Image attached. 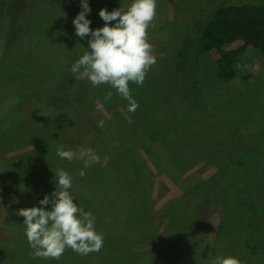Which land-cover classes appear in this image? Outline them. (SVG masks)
I'll return each mask as SVG.
<instances>
[{"label": "rangeland", "instance_id": "obj_1", "mask_svg": "<svg viewBox=\"0 0 264 264\" xmlns=\"http://www.w3.org/2000/svg\"><path fill=\"white\" fill-rule=\"evenodd\" d=\"M260 1L157 0L156 17L147 30L156 63L142 86L129 84L139 105L134 112L157 107L162 116L164 127L153 142L135 126L134 112L114 89L94 87L71 71L89 39L77 37L72 24L82 11L80 0H0V264H11L14 259L9 255L25 240L24 218L16 212L39 206L49 182V189L54 186L57 169L73 177L71 194L78 206L93 214L96 231L117 237L120 242L113 249L133 258L132 264H213L217 256L242 258L237 251L246 231L239 232L243 235L236 241L239 247L234 245L231 214L216 198L219 184L225 182L222 175H216L218 183L214 178L220 160L182 152L190 153L194 144L203 147L205 139L189 134L195 121L200 127L211 123L205 131L216 147L213 152L228 150L230 129L264 136V58L246 55L240 68L252 78L244 84L234 81L233 87L222 85L211 67L217 55L203 52L199 33L220 6ZM87 2L91 12L86 18L96 29L104 26L99 10L123 8L131 0ZM52 18L64 21V30L70 28L57 50L52 48L56 34ZM241 45L236 42L227 49ZM98 88L105 89L103 94L96 93ZM34 95L40 97L38 103L24 106V97ZM223 99L229 101L228 111ZM214 111V119L224 125L221 131L210 120ZM60 145L77 155L91 149L99 162L84 169L81 177L83 161L60 159L56 155ZM256 160L251 155L249 163ZM106 167L110 177L95 174ZM136 179L142 183L137 195L130 187ZM259 204L250 207L251 215L262 211L264 202ZM27 251L29 246L23 248ZM93 255L80 264H119ZM238 260L264 264V252Z\"/></svg>", "mask_w": 264, "mask_h": 264}, {"label": "trees", "instance_id": "obj_2", "mask_svg": "<svg viewBox=\"0 0 264 264\" xmlns=\"http://www.w3.org/2000/svg\"><path fill=\"white\" fill-rule=\"evenodd\" d=\"M62 22L58 18H52V25L55 27L56 31L55 36L52 38L54 42V47L52 48L56 50L58 49L57 47L60 46V42L64 43L67 40V33L68 31L70 32L68 25L65 26L64 30L63 25L65 24ZM59 24H61V26ZM57 25L60 26V28ZM199 33L203 52L215 53L217 55L211 62L215 79L219 80L222 85H231L232 87V82L234 81H238L239 84L246 83L252 78V75L240 68V65L243 64L242 61L244 57L251 54L264 58V0L250 5L220 6L214 12L213 16L201 26ZM236 42L242 43L239 49H227V47ZM25 58H27L26 54ZM176 79V75L172 73L170 80L174 81ZM164 80H166V78ZM159 82H161V80ZM171 84L172 83L169 82L168 85ZM105 86L106 85H104V87ZM236 86L239 85L236 84L234 88ZM91 91H94V88L90 89L88 92V98ZM103 91H105L104 88H98L96 93L103 94ZM161 96L163 97L164 95L161 94ZM24 99V106L32 108V106L38 103L40 97L34 95L29 96V98L24 97ZM227 100L228 99H223L222 102L226 104V109L228 111L227 104L229 101ZM26 107L24 108L27 110ZM19 110H21L20 104L18 106V111ZM214 113L215 111L210 114V120L212 121L215 120ZM161 117L157 107L143 108L131 115L135 126L142 129L148 137H151L150 139L153 142L156 141L155 137L162 132L164 127V121ZM215 122L212 123L218 128L219 124L216 120ZM198 123L199 122L195 121L192 124L189 134L197 140L205 139L203 147L194 144L190 153H188L187 150L182 153H192L194 156L207 155L209 156L208 158L214 155L220 160L221 165L217 173H215L214 178H216L215 181L218 183L220 179H218L216 175H222L225 177V182L221 181L219 184V193L221 196L216 193V198L222 201L226 213L228 211L231 214V218L229 217V219L232 220L235 228L231 236L236 243L234 245L238 246L237 242L240 241L238 236L243 237L239 232L246 231L245 238L241 240L242 245L237 251L239 255L243 254V256L242 258H237L243 259L245 255L249 254L253 256L259 255L261 251L264 252V208L258 213L259 215L253 216L251 215L250 207L255 204L260 205L259 203L264 202V136L245 135L235 129H230V134L226 138L228 142L225 147V149L228 150L226 152L221 151V153L220 151L213 152L212 149H216V147L211 144V134L208 133V131L206 134L205 131L206 125L211 123L206 122L202 127H200ZM223 126L224 125L221 123L218 130L221 131ZM180 136L178 140L182 142L184 137L183 135ZM249 137H251V139ZM167 138H170V136H167ZM251 155L257 159L255 163H249ZM7 160L12 161L11 158ZM211 160L215 163L214 159ZM100 169H98L95 174L110 177L111 174L107 167ZM220 169L222 171H220ZM111 172H113V170H111ZM54 175L53 173L52 176ZM51 183L52 181L46 186L48 189L47 194H50L54 190V186L52 189H49ZM138 183L139 180L137 179L132 182L130 186L132 187V194L137 195V190L142 186V183ZM224 221L223 223H225ZM226 221H228V219H226ZM248 230L249 233H247ZM103 237L104 243L100 251L89 253L88 255H80L71 249H66L58 260L34 257L31 248L29 252H23V248L29 246L25 238L23 243L18 244L17 247L12 250L13 254H10L9 258L14 259V261H11V264H15V262L22 260L25 261L24 263L26 264H80L85 258L95 254L93 256L102 255L105 258H112V260L119 262V264H132L135 262L133 258L125 257L122 252L113 249L114 245L120 242L117 237L114 235H103ZM41 261H44V263Z\"/></svg>", "mask_w": 264, "mask_h": 264}, {"label": "clouds", "instance_id": "obj_3", "mask_svg": "<svg viewBox=\"0 0 264 264\" xmlns=\"http://www.w3.org/2000/svg\"><path fill=\"white\" fill-rule=\"evenodd\" d=\"M157 0H131L126 7L108 11L101 9L99 18L104 26L90 28L86 17L91 9L87 0H80V11L72 20L75 35L88 37L87 48L70 65L73 73L87 78L95 86L108 85L116 94L128 102L127 110L134 112L138 103L131 95L129 84L142 86L148 71L156 63L153 46L148 42L147 30L156 17ZM110 22L111 23L110 26ZM109 97L112 95L108 93ZM56 155L71 162L83 161L84 169L98 163L99 157L91 150L77 153L65 150L63 145ZM54 190L39 200V206L21 208L16 215L23 217L24 235L33 256L58 260L66 249L80 255L98 252L103 247L104 237L95 229V217L90 211L78 206L71 194L73 177L63 169L53 172ZM213 264H240L234 257L217 256Z\"/></svg>", "mask_w": 264, "mask_h": 264}]
</instances>
